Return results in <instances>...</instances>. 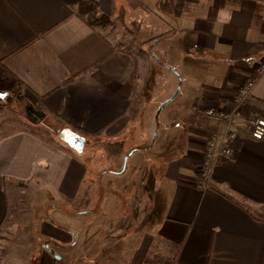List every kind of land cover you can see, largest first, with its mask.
I'll list each match as a JSON object with an SVG mask.
<instances>
[{
	"label": "crops",
	"instance_id": "obj_1",
	"mask_svg": "<svg viewBox=\"0 0 264 264\" xmlns=\"http://www.w3.org/2000/svg\"><path fill=\"white\" fill-rule=\"evenodd\" d=\"M97 2L110 19L105 28L89 27L60 0H0V115L22 98L40 120L61 128L58 134L21 129L0 136V226L20 195L26 203L48 193L50 209L72 220L79 264H116V258L145 264L156 240L176 245L170 264H264V138L252 140L244 122L264 111V70L257 73L264 61V0ZM146 46L171 52V66L154 70V86L165 72L184 86L153 112L156 120L167 110L168 123L151 129L143 147L141 136L134 145L139 123L132 110L135 99L143 104L152 63L160 64L147 52V70H141ZM131 56L138 62L133 83ZM247 80L252 88L230 129L205 115L209 107L233 109ZM213 134L215 147L230 148V157L215 159L216 152L206 150ZM77 141L82 149L98 142L105 153L112 145L121 152L99 172L73 146ZM129 204L136 208L134 224L144 216L154 222L123 255L116 248L128 233L120 221ZM25 208L37 226L31 206Z\"/></svg>",
	"mask_w": 264,
	"mask_h": 264
},
{
	"label": "rangeland",
	"instance_id": "obj_2",
	"mask_svg": "<svg viewBox=\"0 0 264 264\" xmlns=\"http://www.w3.org/2000/svg\"><path fill=\"white\" fill-rule=\"evenodd\" d=\"M163 47L160 46L156 48H149L146 46L144 51L140 52V57L138 58L141 70H143L144 68L145 70H147V65L149 61L148 58H144L147 56V52L152 53L159 60L160 63L159 65L157 63H152L150 68L152 70L149 72V77L146 80L144 84L145 87L142 91L143 104L141 102L139 104V102L137 101L138 99H135L134 102L137 103L134 104L132 110V113H135L137 115L135 121L139 123L137 129L133 133V135L135 136L134 141H136L139 136L143 137V139L141 140L143 142L141 143L143 147L149 144L147 138L149 137V133L152 132L151 129H161L163 126L166 125V123H168L167 120H165L164 114L167 110H164L156 120L152 118L153 112L158 111V108L160 107L162 103L161 101L163 99L169 100L175 93V91L178 89V87H180V85H182V88L184 86L183 82H178L175 77H171V74H169V72H165L167 76H161V79L159 78V80L157 81L156 87L154 86V78H156L154 70L164 71L161 65L166 66L168 64L167 62L171 63L169 59V55L171 52L164 55L165 49L163 50ZM127 50L130 53L134 52L131 46H129ZM131 58H133L136 63V80L138 62L135 57L131 56ZM167 59L169 61H167ZM172 68L175 69L176 67L172 66ZM168 79L172 80L168 81ZM3 84L4 83L2 79H0V87L3 86ZM171 93L172 95L168 97ZM174 103L175 102L168 103V105H166L164 109L172 107ZM31 107L32 109H34L33 106H31L27 101L22 98L13 99V102L11 103L10 107L7 108V110H5L0 115V136L5 135L10 131H17L21 129H33L42 134L45 131H51L55 134L60 133L61 128L57 126H54L53 128V126L51 125V119H42L38 122V124H35L34 120L35 117H37V114L31 113V110L29 109ZM243 108L244 102L239 110V117H236L233 120V124L236 119L241 118V110H243ZM224 110L231 111L232 109ZM255 117H258V115H256ZM214 120L221 121L219 119ZM221 122L223 123L226 129H230L232 127L226 126L225 122L223 121ZM141 141L134 142V145H139ZM209 143L214 145L210 153L216 152L217 154L221 151V149L231 150L230 148L223 146H219L217 148L216 145L215 147L214 134L212 135L211 140L207 142V144ZM158 145L159 143L155 146L156 149H158ZM82 150L83 151L81 152V155L85 158L86 163H89L91 169H97L99 172H103L107 168V161L111 159L112 156H116L121 152L120 147H118L117 145H112L107 148V152L105 153L101 149L100 143L98 142H93V145L90 142H86ZM146 151L147 150H145V152ZM152 153H154L153 150ZM230 156L231 155L227 157ZM222 157L226 156H217L215 159ZM124 159L125 156H123L121 160L116 163V168H122ZM207 161V158L204 159V164ZM207 164L203 166L204 172L206 170ZM197 177L199 178L200 175H198ZM204 178L205 176L203 178L200 177L197 180L196 185L201 182L200 179H202L203 181ZM134 196L135 198L132 199L130 202L136 205L138 202L139 195ZM147 199L149 200V197H147ZM18 200V207L11 211L4 223L0 226V264H79V255L81 254L79 248L80 241H78L76 246L73 247L72 241L74 230L72 228V224L70 223V221L72 220H64L63 215H61L59 211H54L50 209L49 203H52L51 194L43 193L41 195H34L32 196V198L28 197L26 203L24 195H20ZM26 204L27 206L30 205L31 212L36 214V217L38 218L36 223L37 226H35L36 218H34V216H32L31 213H29V211L25 208ZM132 204H129L128 210L125 209V212H127L125 218L120 221V223L123 224V227L128 230V233H126V235L123 237L125 238L123 240V243L121 245H118L119 247L116 248V252L118 254L123 253V255H129L131 253L133 243L138 238V233H143L148 230L154 222V219L152 220L144 216L145 218L142 222H140L139 224H134L133 211H135L136 208H131ZM63 210H65L63 212L72 213V210H69L68 208H63ZM118 212L119 211H117L116 213L115 211L116 214H118ZM119 214L121 213L119 212ZM164 249H166L165 244L161 243L158 240L154 241L150 250V259H153L154 256L160 257L161 255H163ZM120 262L121 259H115L116 264H119Z\"/></svg>",
	"mask_w": 264,
	"mask_h": 264
},
{
	"label": "built area",
	"instance_id": "obj_3",
	"mask_svg": "<svg viewBox=\"0 0 264 264\" xmlns=\"http://www.w3.org/2000/svg\"><path fill=\"white\" fill-rule=\"evenodd\" d=\"M264 70V61L258 66L257 68V73H260ZM253 82L252 80H247L245 83L240 86V88L237 91V95L234 100V108L231 111H225L224 109H219L216 107H210L205 111V114L213 119H219L223 122H225V125L228 127L232 126L233 120L237 117H239V110L242 107L243 102L245 99L248 97L250 90L252 88ZM245 125L248 130L249 137L252 140H262L264 138V118L262 117H251V118H246L244 120ZM229 140H234L235 135L234 134H229L228 136ZM211 143V142H210ZM207 144L206 150L211 151L213 149L214 145L213 144ZM232 151L229 149H221L219 153L215 155V158L217 156H229L231 155ZM207 162L204 164V160L202 161L200 165V169L198 174L200 175L201 178L205 176L204 172V165H206ZM204 181V179H203ZM203 181H201L197 186L200 187L203 184Z\"/></svg>",
	"mask_w": 264,
	"mask_h": 264
},
{
	"label": "trees",
	"instance_id": "obj_4",
	"mask_svg": "<svg viewBox=\"0 0 264 264\" xmlns=\"http://www.w3.org/2000/svg\"><path fill=\"white\" fill-rule=\"evenodd\" d=\"M62 3L76 8V16L82 19L89 27L105 28L110 24V19L106 15L100 14L98 10L97 0H60ZM77 75L76 77H78ZM127 77L130 83L135 81L136 77V63L133 58L130 59ZM260 116L264 118V111L260 112ZM78 137V136H77ZM200 178V177H199ZM202 181V179H200ZM164 254L160 257L154 256L150 259L148 256L145 259V264H170L171 258L175 255L176 245L168 243L165 244Z\"/></svg>",
	"mask_w": 264,
	"mask_h": 264
},
{
	"label": "water",
	"instance_id": "obj_5",
	"mask_svg": "<svg viewBox=\"0 0 264 264\" xmlns=\"http://www.w3.org/2000/svg\"><path fill=\"white\" fill-rule=\"evenodd\" d=\"M168 101H165V102H163L161 105H160V107L158 108V110H160L166 103H167ZM30 110H31V113H33V114H37V117H35V120H34V123H38L39 121H40V119H41V114H38L34 109H32V107L31 108H29ZM28 114V113H27ZM82 141H77L76 143H74L73 144V146L76 148V149H79V150H81L82 149Z\"/></svg>",
	"mask_w": 264,
	"mask_h": 264
}]
</instances>
